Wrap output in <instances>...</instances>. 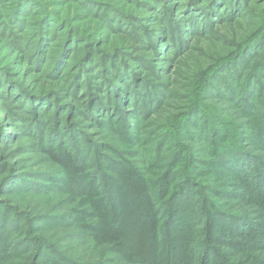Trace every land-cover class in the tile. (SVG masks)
<instances>
[{"label": "rangeland", "instance_id": "1", "mask_svg": "<svg viewBox=\"0 0 264 264\" xmlns=\"http://www.w3.org/2000/svg\"><path fill=\"white\" fill-rule=\"evenodd\" d=\"M0 264H264V0H0Z\"/></svg>", "mask_w": 264, "mask_h": 264}, {"label": "trees", "instance_id": "2", "mask_svg": "<svg viewBox=\"0 0 264 264\" xmlns=\"http://www.w3.org/2000/svg\"><path fill=\"white\" fill-rule=\"evenodd\" d=\"M48 155L50 159H52L54 162H56L58 165H60L62 168H64L67 171H70V170H73L74 172L82 171L81 169L76 168L73 160L71 159L70 155H68V153H65L61 157L56 155L53 152H49ZM95 241L98 244H103V245H106V244L112 245L118 242V240L116 239L114 235L109 234L101 229L98 230L97 234L95 235Z\"/></svg>", "mask_w": 264, "mask_h": 264}]
</instances>
